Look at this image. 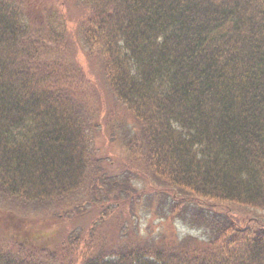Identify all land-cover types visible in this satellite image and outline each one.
Wrapping results in <instances>:
<instances>
[{
  "label": "trees",
  "instance_id": "1",
  "mask_svg": "<svg viewBox=\"0 0 264 264\" xmlns=\"http://www.w3.org/2000/svg\"><path fill=\"white\" fill-rule=\"evenodd\" d=\"M189 206L203 237L144 235ZM0 209L49 223L0 220V264H264V0H0Z\"/></svg>",
  "mask_w": 264,
  "mask_h": 264
},
{
  "label": "rangeland",
  "instance_id": "2",
  "mask_svg": "<svg viewBox=\"0 0 264 264\" xmlns=\"http://www.w3.org/2000/svg\"><path fill=\"white\" fill-rule=\"evenodd\" d=\"M70 27L75 31L76 22L74 21L73 24L70 25ZM96 106L98 109L96 113L91 116V121L99 124V128L97 131L98 136L96 139L98 146H104V144H107L101 148L104 151L101 156L104 157L106 165L110 170V178L107 187L111 183H114L115 178H118L120 182H123L124 189L128 188L126 182H128L129 180L124 177L128 170L123 168V162L128 163L129 167L142 168L146 165L148 156V152H146L138 165H135L136 161L134 159L132 160L131 155L128 156V158L129 160H132L133 165L127 160L126 148L131 141L133 131L136 129V121L132 118H126L127 111L125 109H121L120 116H118L115 120H112V118L106 120L102 112L104 110L110 111L114 107V102L107 96L102 97L101 100L96 104ZM102 123H107V126L102 125ZM108 152H111L112 154L108 155ZM112 157H114V159ZM137 203L138 208H140L141 218H144V216L148 218L150 207L148 206L145 197L141 198L137 196ZM138 222L142 228L143 225L140 223V220L135 219V223ZM148 225L152 229L158 231L156 232L157 235L165 234L164 238L167 242H170L172 233H189L193 236H199L197 227L186 224L181 218H178L175 221L151 218ZM106 235L109 237L112 234L108 233Z\"/></svg>",
  "mask_w": 264,
  "mask_h": 264
}]
</instances>
